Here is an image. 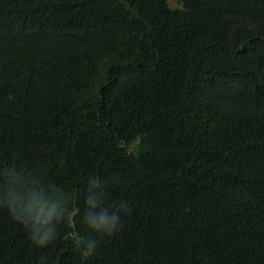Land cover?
Wrapping results in <instances>:
<instances>
[{"label": "trees", "instance_id": "16d2710c", "mask_svg": "<svg viewBox=\"0 0 264 264\" xmlns=\"http://www.w3.org/2000/svg\"><path fill=\"white\" fill-rule=\"evenodd\" d=\"M5 168L79 213L40 249L0 209V264H264V0H0Z\"/></svg>", "mask_w": 264, "mask_h": 264}, {"label": "clouds", "instance_id": "9594fccd", "mask_svg": "<svg viewBox=\"0 0 264 264\" xmlns=\"http://www.w3.org/2000/svg\"><path fill=\"white\" fill-rule=\"evenodd\" d=\"M102 183L107 181L100 176L89 180L85 221L94 234L110 236L120 230L122 215L130 210L126 202L112 206L105 204L104 193L96 191ZM0 209H5L17 224L24 227L40 249L56 240L61 222L74 220L79 213L78 207L70 206L62 189L9 168L0 171ZM70 235L89 254L97 248L98 241L94 238L83 237L74 230ZM39 264H50L49 257L42 256Z\"/></svg>", "mask_w": 264, "mask_h": 264}]
</instances>
